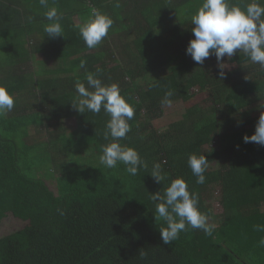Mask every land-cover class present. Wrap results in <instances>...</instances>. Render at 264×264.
Segmentation results:
<instances>
[{"label":"trees","instance_id":"16d2710c","mask_svg":"<svg viewBox=\"0 0 264 264\" xmlns=\"http://www.w3.org/2000/svg\"><path fill=\"white\" fill-rule=\"evenodd\" d=\"M203 2L48 0L63 15V36L49 38L39 0H0V86L14 98L0 115V224L9 217L25 224L0 236V264H264V231L255 227L264 225V146L243 140L255 133L264 107V67L243 52L220 66L214 55L202 65L186 55L191 16ZM229 2L244 7L252 0ZM94 11L114 24L89 49L79 28ZM89 72L118 84L135 109L131 131L119 141L148 165L135 176L123 164L99 163V146L111 142L103 109L80 114L72 106L75 84H86ZM168 91L172 104L207 93V106L191 105L162 129ZM25 149L39 151L35 159L52 167L48 176L31 173L36 162L23 163ZM190 154L208 160L203 185L188 167ZM154 163L166 174L159 184L150 175ZM46 178L55 179L58 193ZM176 178L198 196L212 234L189 227L165 245L159 231L167 225L155 221L151 195L163 196Z\"/></svg>","mask_w":264,"mask_h":264},{"label":"clouds","instance_id":"9594fccd","mask_svg":"<svg viewBox=\"0 0 264 264\" xmlns=\"http://www.w3.org/2000/svg\"><path fill=\"white\" fill-rule=\"evenodd\" d=\"M44 12V31L49 38L63 36L61 20L62 13L57 7H49L48 0H39ZM117 6H119L117 0ZM31 20V18H29ZM114 24L113 19L99 11L83 23L80 35L89 49L96 48L107 36ZM191 31L194 39L189 41L186 55H190L197 64H204L210 56L216 57L217 63L222 65V59L232 57L237 52H243L251 62L264 67V0H252L244 7L231 4L229 0H204L202 6L191 16ZM82 61L80 67H84ZM220 72V77H224ZM86 84L77 80L75 90L76 100L72 103L75 111L80 114L91 112L99 114L101 110L110 117L106 122L105 140L111 139L106 145H101L99 163L106 169H115L123 164L125 171L135 176L141 168L148 165L140 154L131 147L119 143L131 131L129 121L134 118L135 109L126 102L121 95L118 84L105 85L94 73H86ZM172 91L165 93L161 104L171 106ZM14 107V98L8 90L0 86V115L10 112ZM245 143H256L264 146V113H261L253 135L244 136ZM188 167L197 178L196 183L203 185L206 182L205 172L208 160L205 155L190 154ZM159 184L166 179L161 164L154 163L151 174ZM156 201L155 221L163 220L166 227H161L159 233L163 244L167 245L177 239L179 234L187 228L200 229L207 235L212 234V226L208 224L207 214L198 208V196L191 193L188 184L183 178H176L164 190L151 195ZM257 231H264V225H256ZM264 246V238L259 241Z\"/></svg>","mask_w":264,"mask_h":264},{"label":"rangeland","instance_id":"374dc122","mask_svg":"<svg viewBox=\"0 0 264 264\" xmlns=\"http://www.w3.org/2000/svg\"><path fill=\"white\" fill-rule=\"evenodd\" d=\"M207 98L208 95L207 93H199L194 100H192L189 104H182V103H176V104H172L170 107H165L164 111H165V117L163 118V120L161 122H159V125H161V128L164 129L165 127L163 125H165L166 123L169 125L171 122L176 121L177 119H179L181 117V115L183 116V114H185V110L186 108L191 107V105L193 104H200L203 107L207 106ZM263 105L261 104H257L254 106V109L251 113L255 112L256 115V111L259 106ZM263 106L259 107V109L261 110V113H264V107ZM183 113V114H182ZM254 114V113H253ZM67 125L68 127H74L75 124L73 122H71L70 120L67 121ZM44 135H40L41 139H44ZM72 144L74 142H71ZM20 144V149L21 151L23 150V142H19ZM25 151H28L27 149H25ZM39 153V151L34 150L32 152L28 151V156L23 157V163L29 164V163H34L36 162V165L33 167L31 173H35L38 174L39 176H41L40 178H43V173L46 174V176H48L49 173L48 170L49 168L52 169V167H50L49 163H43L40 160L35 159V157L37 156V154ZM77 154L81 155L84 157H86V153H82L79 150V152H77ZM78 157V156H77ZM94 159V158H92ZM86 160V159H85ZM46 182L47 185L50 187V189L52 191H54L55 193H58V188H57V182L55 181L54 178H46ZM213 208V213L216 216H219L222 213V209L221 206L219 204V202L217 201L216 203L213 204L212 206ZM25 224L17 219H14L13 217H9L7 220H5L3 223L0 224V236H4V235H8L10 233H13L17 230H20L22 228H24Z\"/></svg>","mask_w":264,"mask_h":264},{"label":"crops","instance_id":"0c3cea01","mask_svg":"<svg viewBox=\"0 0 264 264\" xmlns=\"http://www.w3.org/2000/svg\"><path fill=\"white\" fill-rule=\"evenodd\" d=\"M39 66H40V64H39ZM6 80V78L4 77V75H1L0 74V81H5ZM73 123H75L74 121H72Z\"/></svg>","mask_w":264,"mask_h":264}]
</instances>
